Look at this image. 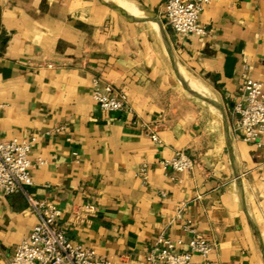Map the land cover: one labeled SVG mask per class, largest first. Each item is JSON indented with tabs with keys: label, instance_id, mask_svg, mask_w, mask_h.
<instances>
[{
	"label": "crops",
	"instance_id": "obj_1",
	"mask_svg": "<svg viewBox=\"0 0 264 264\" xmlns=\"http://www.w3.org/2000/svg\"><path fill=\"white\" fill-rule=\"evenodd\" d=\"M165 2L0 0V138L33 140L30 193L108 264H143L159 236L186 250V224L213 246L197 264H264V139L241 142L233 110L245 78L264 83V0L206 6L200 39L168 28ZM93 79L131 113L102 111ZM176 153L190 170L160 165ZM35 224L0 189V264Z\"/></svg>",
	"mask_w": 264,
	"mask_h": 264
},
{
	"label": "built area",
	"instance_id": "obj_2",
	"mask_svg": "<svg viewBox=\"0 0 264 264\" xmlns=\"http://www.w3.org/2000/svg\"><path fill=\"white\" fill-rule=\"evenodd\" d=\"M219 0H166L165 21L168 28L179 36H205L204 28L199 24L203 9ZM92 99L107 113H131L127 97L110 84L92 80ZM237 115L238 138L241 142L259 146L264 139V83L245 78L240 87V101L234 107ZM152 141L157 142L155 133L148 132ZM30 140H2L0 138V189L5 196L21 195L29 211L36 217V224L30 234L14 248L10 264H108L98 259L92 250L70 242L57 221L61 211L53 204L38 200L30 193L33 181L30 175ZM187 156L176 153L171 160L160 162L163 168H171L174 173H183L193 166ZM145 170H140V176ZM87 216H93L94 206H82ZM190 233L187 249L182 250L181 240H172L165 236L155 239L145 254L143 264H197L193 256L205 260L213 246L200 234L184 225Z\"/></svg>",
	"mask_w": 264,
	"mask_h": 264
},
{
	"label": "water",
	"instance_id": "obj_3",
	"mask_svg": "<svg viewBox=\"0 0 264 264\" xmlns=\"http://www.w3.org/2000/svg\"><path fill=\"white\" fill-rule=\"evenodd\" d=\"M181 80V84H182V87L188 91L190 94L194 95V96H197V97H200L198 94L194 93L192 90H190V88L186 85V83L183 81V79H180Z\"/></svg>",
	"mask_w": 264,
	"mask_h": 264
},
{
	"label": "rangeland",
	"instance_id": "obj_4",
	"mask_svg": "<svg viewBox=\"0 0 264 264\" xmlns=\"http://www.w3.org/2000/svg\"><path fill=\"white\" fill-rule=\"evenodd\" d=\"M192 83H194V85H196V84H197V83H196V82H194V81H193Z\"/></svg>",
	"mask_w": 264,
	"mask_h": 264
}]
</instances>
